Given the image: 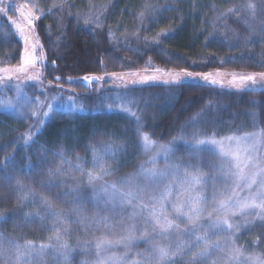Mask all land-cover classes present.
Listing matches in <instances>:
<instances>
[{
    "label": "snow or ice",
    "instance_id": "obj_1",
    "mask_svg": "<svg viewBox=\"0 0 264 264\" xmlns=\"http://www.w3.org/2000/svg\"><path fill=\"white\" fill-rule=\"evenodd\" d=\"M54 7L62 10L64 0ZM145 8L149 12L159 11L151 5H145ZM10 11L18 14L23 23L9 15ZM48 11L51 12V9ZM242 11L254 19L257 6L253 0H248L244 8H230L223 15H235ZM0 15L7 18L10 28L14 26L13 35L18 33V39L25 45L21 65L0 68V73H26L32 68L35 71L26 78L41 81L47 57L42 43L35 37L30 38V34L35 33L36 21L45 15V10L35 3H21L13 9L6 0H0ZM151 18L155 22V17ZM80 19L77 16V20ZM139 19L141 22L145 19L144 12L139 13ZM83 21L85 25L96 27H102L104 23L101 14L96 12L85 14ZM170 31L161 30L151 41L143 37L145 45L159 47ZM108 35L117 39L111 30ZM136 38H141L139 30ZM214 39L210 34L206 45ZM167 55L169 58L172 56L171 53ZM215 59L225 64L242 61L245 57ZM248 59L251 62V58ZM51 63L55 66L56 61ZM255 63L264 67V59ZM38 64L39 69L36 68ZM147 64L149 67L143 70V75L139 71L107 74L121 81L123 91L116 96L99 97L97 110L103 105L112 111L115 106L134 120L135 128L125 131L135 135L137 146L148 158L133 173L110 181L106 177L113 175L115 169L107 163L106 158L116 163L117 154L125 151L123 147L114 143L89 145L91 160L86 161L77 156L76 163L69 160L63 151L56 152L53 155L59 158L60 163L54 168L49 167L43 179L39 178L40 173H35L39 188L51 194V198L44 192H37L32 183L16 179L14 189L18 193L17 206L12 210V218L17 220L22 216L24 223L38 220L51 235L47 242L38 243L33 240L21 242L0 233V264H46L49 252L54 254L52 258L56 264H71L70 256L74 249L66 239L73 232L71 225H77L78 230L91 237L78 246L86 252H95V261L85 260L81 264H128L129 252L139 240L145 241L148 247L144 252L135 254L137 258L133 259L132 264H264V251L256 250L264 246V241L259 238L253 241L252 251L236 243L240 238L238 234L250 224V217L264 220V131L238 134L237 129L231 134L220 135L216 131L208 133L196 128L190 137H186L181 129L180 134L168 143H159L143 131L145 125L138 111L134 110L138 109V104L133 95L136 85L159 83L174 89L187 79H199L207 85L223 88L225 78H229L227 84L230 89L264 91V71H177L175 68H152L151 58ZM192 66H195V61ZM128 77L138 79L128 80ZM82 79L86 84H93L104 81L105 76L91 75ZM55 80L56 87L62 89L60 77H55ZM68 82L71 83L70 77ZM4 84L5 81L0 80V85ZM15 87L16 103L10 98L0 100V106L9 109L15 107L18 118L23 119L25 117L20 107H31L33 99L22 92L19 84ZM0 91H3L2 87ZM63 95H67L66 101ZM57 104H71L72 111L84 110L82 105H77L73 95L58 92L47 104L37 97L31 114L48 118ZM45 107L47 111L41 112ZM212 107L209 102L201 113L192 117L190 124L195 126L202 118V113ZM37 124L44 125L45 119H39ZM41 131L42 127H36L35 131L30 128L21 139L27 146ZM177 142L190 145V148L185 149L186 156L176 154ZM12 159L11 155L6 156L0 162V168H7ZM160 159H163V167L157 166ZM27 167H33L30 160ZM59 200L68 206L67 209L55 203ZM89 204L94 210L91 213ZM29 206L34 210L25 211ZM6 218L0 216V219ZM118 246H123L126 251L122 255L109 254L111 249Z\"/></svg>",
    "mask_w": 264,
    "mask_h": 264
},
{
    "label": "trees",
    "instance_id": "obj_2",
    "mask_svg": "<svg viewBox=\"0 0 264 264\" xmlns=\"http://www.w3.org/2000/svg\"><path fill=\"white\" fill-rule=\"evenodd\" d=\"M37 2L45 10V15L36 21L35 31L47 57L43 82L56 94L55 77H60L62 89L59 90L73 95L84 110L53 116L27 146L20 144V140L30 128L35 130L0 112V162L6 156L13 157L7 168H0V216L7 217L0 219V233L21 242L36 241L43 234V228L35 220L24 223L22 216L17 220L12 218L18 195L14 189L15 181L23 179L25 183H32L37 192H44L51 198V194L39 188L35 173H40L39 178L43 179L49 167L54 168L60 163L54 153L63 151L73 163L77 156L90 161L89 145L115 141L124 144L123 139L129 138L126 143L128 154L131 150L133 155L118 166L112 176L128 175L139 165V157L134 156L137 142L131 135H124L125 129L135 128L134 120L115 106L112 111L103 105L97 110L99 97L119 95L123 86H114L111 81L104 80L87 87L82 79L84 76L144 72L149 67V58L152 68H175L177 71H264V67L255 63L264 59V0H253L257 6L254 19L244 11L223 15L230 8H244L248 0H64L62 10L54 7L61 0ZM145 5L159 11L149 12ZM90 12L101 14L102 27L84 24L83 17ZM141 12L145 13L142 22L139 19ZM77 16L81 17L79 21ZM151 17H155V22ZM109 30L117 39L109 37ZM161 30L171 31L159 47L146 46L143 37L151 41ZM210 34L215 39L206 45ZM168 53L172 54L171 58ZM21 54L19 40L7 28L0 27V67L19 65ZM241 55L245 59L235 63L220 64L215 59ZM53 60L55 66L51 63ZM193 61L195 66H192ZM69 77L74 84L68 83ZM133 95L138 104V109L134 110L145 125L143 131L159 143H168L180 134L181 129L186 137H190L196 128L208 133L216 131L220 135L231 134L237 129L238 134L264 131V91H234L218 85L187 82L174 89L165 85L135 86ZM209 102L213 107L203 112L199 122L192 126V117L201 113ZM189 146L183 142L175 145L180 152ZM29 160L31 169L27 167ZM87 166L90 168L91 165ZM55 203L65 209L68 207L62 200ZM238 235L237 245L252 251L253 241L258 238L264 241V221H251ZM256 250L264 251V246ZM73 263L77 264V259Z\"/></svg>",
    "mask_w": 264,
    "mask_h": 264
},
{
    "label": "rangeland",
    "instance_id": "obj_3",
    "mask_svg": "<svg viewBox=\"0 0 264 264\" xmlns=\"http://www.w3.org/2000/svg\"><path fill=\"white\" fill-rule=\"evenodd\" d=\"M6 3H8L9 7L10 8H13V9L15 8V6H17L18 4H21V3H35L39 7V4H38L37 0H6ZM9 15H13V18L14 19H17L19 22L23 23V21L20 20V17L18 16V14H14V12L10 11L9 12ZM0 27L7 28V30L10 31V32H12V33L15 32L14 26H11V28H10L8 26L7 18L4 17V16H2V15H0ZM15 37L18 39V33L15 34ZM31 37H35V38H37L39 40V38L37 37L36 33L30 34V38ZM19 42L22 44V54H21V59H22V56L24 55L25 45H24V43H23L22 40H19ZM39 42H40V40H39ZM44 63H45V67H46L47 59L45 60ZM20 65H21V61H20L19 65H17V66L0 67V68H15V67H19ZM45 67L42 69L43 76H44V69H45ZM36 68L39 69L40 68V65L38 64L36 66ZM34 71H35V69L30 68L28 70V72H26V73H0V80L5 81V84L4 85H0V87L3 88V91H0V100H7V99H10L11 98V99H13V103L15 104L16 103V99H15L16 98V87L15 86L17 84L20 85V88H21V90H22L23 93H26L29 97H31L33 99V105L31 107H24V106H21L20 107V111L23 112L24 117H25L23 119L18 118L17 109L15 107L9 109V108H7V106H0V112L1 113L9 116L11 119H13L16 122L24 123V124H29L35 130L36 127H42L43 128L45 126V124L49 121V119L52 118L53 116H56L58 114L60 115L61 113H66V112H77V111H72L71 104H66L64 106H61L60 104H57L54 107L53 111L50 113V116L48 118H43L39 114L37 116H32L31 113H32V110H34V108H35V101H36V98L37 97L39 98V100L44 101V103L47 104L52 96L57 95L58 92H61L62 93V90L60 91L59 89H57L56 94L53 93L52 87L49 86V85L47 86V85L44 84V82H43V76H42L41 81L28 80L26 77L28 75L32 74V72H34ZM140 73H141V75L144 74V72H140ZM149 74H151V73H149ZM17 77H19V79H17ZM127 79L128 80L138 79V77H128ZM228 79L229 78H225V87L224 88L225 89H228V90H234V89H230L228 87V84H227V80ZM104 80L111 81L114 86L115 85L123 86L121 84V81L120 80H118V79L114 80L109 75L105 76V79ZM187 82H200L202 84H205L204 82H202L199 79H196V80L187 79V80H184L183 81V83H187ZM74 83L75 82L71 80V83H69V84H74ZM146 85H163V84L152 83V84H146ZM146 85H136V86H146ZM101 87H102V84H100L99 90L101 89ZM42 89H43V94H41V90ZM234 91H236V90H234ZM62 94H65V93H62ZM46 97L48 99H46ZM22 99H23V97H21V100ZM63 99L66 101L67 100V97H65V95H63ZM76 103H77V101H76ZM77 105H78V103H77ZM40 111L41 112L47 111V107L41 109ZM39 119H45V124L42 125V126L41 125H38L37 124V121ZM126 134L131 135L136 140V137H135V135H133V133L124 132V135H126ZM129 140H130L129 138H127L126 141H125V139H123L124 144L121 143V142H119V141L113 142L115 145L120 146V147H123L125 149L124 152L118 153L117 156L115 157V159L117 161L116 163H112V160L111 159L106 158L107 163L113 169H115V171H116V168L118 166H120L124 161L129 160L131 158V156L133 155V153L131 152V150H130V152L128 154L129 147L127 148L128 145L126 143H128ZM22 143H24L23 142V139L20 140V144H22ZM202 147H204V146H202ZM188 148H190V146ZM188 148H186V149H188ZM135 149L137 150V153H134V156L136 158L139 157V160H140L139 165H140L141 163H143L148 158V156L145 155L143 153L142 149L139 148L138 146H135ZM176 154L178 156H186V151H183V152L181 151L180 152V150H178ZM139 165H138V167H139ZM157 166L158 167H163L164 166L163 159H160V161H159V163H158ZM138 167H137V169H138ZM111 176L106 177V179H108L110 181H117L121 177H124V176H121V177H114L113 178V176L112 177ZM69 183H71V181H69ZM24 210L25 211H32V210H34V208L32 206H29L28 208H25ZM88 210H89L90 213L92 211H94L92 209L91 204L88 205ZM249 219H250V221H264V220H261L259 218H252V217H250ZM35 221H38V220H35ZM50 223H51V221L49 220V224ZM71 227L73 228V232H72V234H71L70 237H67L66 238L67 241H68V243H69V245L74 249L73 252L71 253V256H70L71 264H74L73 263L74 259H77V264H81V262L82 261H85V260L95 261L96 256H95L94 250L91 251V252H86V251H84L83 248H81L80 246H78L84 240L91 239V237L90 236H85V234H84V232L82 230H78V226L77 225H71ZM49 235H51V233H49L46 230V228H43V234L41 235V237H39L36 240V242H38V243L41 242V241L47 242V238H48ZM96 235H100V233H96ZM221 238L223 239V236ZM147 247L148 246H147V244H146L145 241H143V240L136 241L133 244V246H132V250L129 252L128 264H132L133 259H136L137 258L136 255H135L137 252H144L147 249ZM125 251H126V249H124L123 246H118L116 248L111 249V251H110L109 254L115 253L116 255H122ZM53 255L54 254H52L51 252L48 253V255L46 257V264H56V260H54L52 258Z\"/></svg>",
    "mask_w": 264,
    "mask_h": 264
},
{
    "label": "water",
    "instance_id": "obj_4",
    "mask_svg": "<svg viewBox=\"0 0 264 264\" xmlns=\"http://www.w3.org/2000/svg\"><path fill=\"white\" fill-rule=\"evenodd\" d=\"M84 84L87 86V87H89L91 84H86V82H84Z\"/></svg>",
    "mask_w": 264,
    "mask_h": 264
}]
</instances>
